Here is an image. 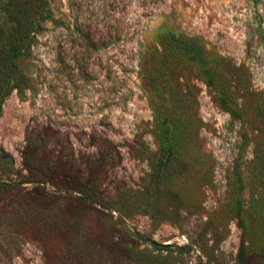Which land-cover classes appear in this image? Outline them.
<instances>
[{"label": "rangeland", "instance_id": "rangeland-1", "mask_svg": "<svg viewBox=\"0 0 264 264\" xmlns=\"http://www.w3.org/2000/svg\"><path fill=\"white\" fill-rule=\"evenodd\" d=\"M49 4L0 116V182L17 185L0 186V264H264V0ZM167 32L217 60L211 84L161 61L185 112L144 81Z\"/></svg>", "mask_w": 264, "mask_h": 264}, {"label": "trees", "instance_id": "trees-1", "mask_svg": "<svg viewBox=\"0 0 264 264\" xmlns=\"http://www.w3.org/2000/svg\"><path fill=\"white\" fill-rule=\"evenodd\" d=\"M0 116L4 100L14 91L22 92L28 88V78L19 67V60L31 55V48L36 41V36L43 31L45 23L54 20L49 0H4L0 6ZM159 46L149 55L150 70L145 71L144 81L151 94L159 96L162 93L164 107H178L180 112H185L184 106L188 105L189 89H182L172 83L167 77L166 70L161 61L181 63L191 61L201 68L207 83L213 82L216 57L204 43L196 36L184 33H163L159 37ZM177 116L171 110L164 115L160 122V135L165 137L173 131ZM167 155L162 148L160 163ZM27 182L40 181L39 174L34 169H29L25 177ZM236 183H242V174L236 173ZM4 188H14L17 185L9 182H0ZM89 198L84 195V199Z\"/></svg>", "mask_w": 264, "mask_h": 264}]
</instances>
